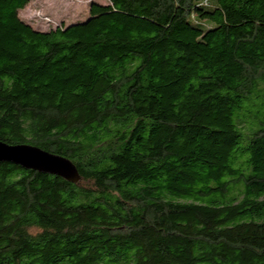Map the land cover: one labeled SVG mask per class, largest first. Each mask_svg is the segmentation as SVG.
<instances>
[{
	"label": "trees",
	"instance_id": "obj_1",
	"mask_svg": "<svg viewBox=\"0 0 264 264\" xmlns=\"http://www.w3.org/2000/svg\"><path fill=\"white\" fill-rule=\"evenodd\" d=\"M0 0V264H264V0Z\"/></svg>",
	"mask_w": 264,
	"mask_h": 264
},
{
	"label": "water",
	"instance_id": "obj_2",
	"mask_svg": "<svg viewBox=\"0 0 264 264\" xmlns=\"http://www.w3.org/2000/svg\"><path fill=\"white\" fill-rule=\"evenodd\" d=\"M0 161L55 175L72 183L80 180V174L69 158L31 144H7L0 141Z\"/></svg>",
	"mask_w": 264,
	"mask_h": 264
},
{
	"label": "rangeland",
	"instance_id": "obj_3",
	"mask_svg": "<svg viewBox=\"0 0 264 264\" xmlns=\"http://www.w3.org/2000/svg\"><path fill=\"white\" fill-rule=\"evenodd\" d=\"M91 1L106 3L107 0H29L19 10V17L32 28L49 30L83 19Z\"/></svg>",
	"mask_w": 264,
	"mask_h": 264
}]
</instances>
